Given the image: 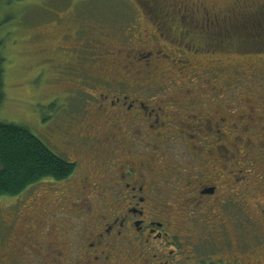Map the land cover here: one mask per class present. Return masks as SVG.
Here are the masks:
<instances>
[{
  "label": "flooded vegetation",
  "instance_id": "af4514ba",
  "mask_svg": "<svg viewBox=\"0 0 264 264\" xmlns=\"http://www.w3.org/2000/svg\"><path fill=\"white\" fill-rule=\"evenodd\" d=\"M140 3L145 12L133 18L124 45H107L91 29L63 35L68 44L59 51L67 59L56 64L73 79L60 80L65 91L59 95L64 101L78 96L81 104L79 115L54 125L66 129V141L56 145L76 170L66 180L39 183L35 217L27 210L10 214L5 242L17 239L0 264H264V224L251 212L254 203L264 221V204L257 201V193L264 197V148L240 177L219 172L214 157L221 160L225 147L222 126L213 123L218 109L236 108L238 97L221 90L230 83L222 80L224 70L197 59L217 47L213 34L151 17V0ZM184 39L187 51L177 44ZM168 44L193 55L173 59ZM91 67L99 73L92 75ZM197 81H204L203 96L194 92ZM259 99H245L246 118L258 123L264 119L256 116ZM252 230L254 237L247 235Z\"/></svg>",
  "mask_w": 264,
  "mask_h": 264
},
{
  "label": "rangeland",
  "instance_id": "374dc122",
  "mask_svg": "<svg viewBox=\"0 0 264 264\" xmlns=\"http://www.w3.org/2000/svg\"><path fill=\"white\" fill-rule=\"evenodd\" d=\"M242 1L246 3L238 6L234 5L236 0H166L168 5L164 6L165 2L159 1L155 5L151 3V17L158 16L173 26L183 28H187L184 24L189 23L192 31L213 34L217 47H207L197 59L209 64L211 70H224L226 75L222 80L230 83L221 87V90L227 97H238L233 105L236 108L224 109L223 113V108L218 109L219 120L213 123L222 126L220 143L225 147H220L223 161L216 153L214 157L218 158L216 164L219 172L224 170L228 174H237L238 177V171L249 170L248 162H256L255 159L259 160L264 152L260 151L264 148V119L258 123L246 118L249 111L245 106V99L261 97L256 116H264V44H254L239 38L245 34L264 35V0ZM200 3L209 9L215 4L219 8L226 7L231 13L225 12L226 15H223L216 13L217 10L208 12ZM143 12L145 9L140 0H0V41L3 42L1 54L5 59V101L0 106V122L27 128L50 150L71 161L56 145L66 141V129L61 126L58 131L54 125L55 120H66L74 114L79 115L81 104L78 96L64 101V94L59 95V91H65V86L58 84L60 80L64 77V83H69L73 79L72 76L61 75L60 67L56 64L67 59L59 51L60 47L68 44L63 35L91 29L94 38L107 45L114 42L124 45L128 42L127 28L133 26V18L138 15L139 18L142 17ZM186 42V39L180 41L177 43L178 47L187 51L181 45ZM161 44L166 45L165 42ZM168 52L173 59L183 56L191 58L193 55L178 52L173 45L167 46L166 53ZM74 55H78V52ZM90 57L89 52L82 55L86 61ZM89 71L92 75L99 73L94 67L89 68ZM219 80L218 76L213 79L218 92ZM195 83L194 92L198 96L206 94L207 91L202 89L204 81ZM173 91L179 92L178 89ZM243 115L245 117L240 118ZM188 122L198 123L191 120ZM55 132L56 137L53 139L52 134ZM208 133L205 138L214 141V136ZM213 145L215 147L217 143L214 141ZM259 171L264 175V162H259ZM257 195V201L263 205L264 197H260L258 193ZM40 196L41 187L37 184L17 197H0V255L17 239L10 236L5 242L8 235L3 231L9 222H6L7 218L16 209L23 215L27 210L29 216L35 217ZM251 212L264 224L254 203ZM247 235L254 237L256 233L252 230ZM255 241L252 239V242Z\"/></svg>",
  "mask_w": 264,
  "mask_h": 264
},
{
  "label": "trees",
  "instance_id": "16d2710c",
  "mask_svg": "<svg viewBox=\"0 0 264 264\" xmlns=\"http://www.w3.org/2000/svg\"><path fill=\"white\" fill-rule=\"evenodd\" d=\"M159 1L166 0H151V3L155 5ZM164 5H168L167 2ZM239 38L264 44L262 34H245ZM2 48L3 42L0 41V106L5 101ZM75 170V164L54 153L27 128L0 122V197H17L45 179L57 182L66 180Z\"/></svg>",
  "mask_w": 264,
  "mask_h": 264
}]
</instances>
